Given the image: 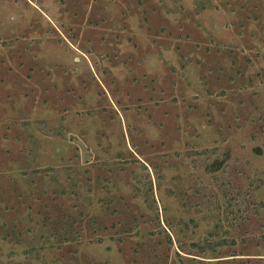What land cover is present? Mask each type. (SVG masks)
<instances>
[{
	"label": "rangeland",
	"instance_id": "1",
	"mask_svg": "<svg viewBox=\"0 0 264 264\" xmlns=\"http://www.w3.org/2000/svg\"><path fill=\"white\" fill-rule=\"evenodd\" d=\"M0 264H264V0H0Z\"/></svg>",
	"mask_w": 264,
	"mask_h": 264
}]
</instances>
